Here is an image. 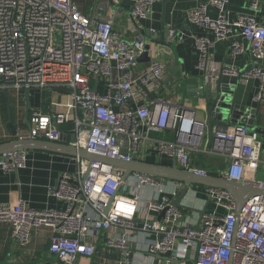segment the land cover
<instances>
[{"label":"built area","instance_id":"1","mask_svg":"<svg viewBox=\"0 0 264 264\" xmlns=\"http://www.w3.org/2000/svg\"><path fill=\"white\" fill-rule=\"evenodd\" d=\"M110 1L116 5L131 2L133 21L147 20L152 7L162 2ZM229 4L230 0H208L190 10L188 20L211 31L219 42L234 38L231 55L247 52L251 68L242 72L215 64L210 52L213 43L207 37L196 39L197 68L206 85L224 74L243 81L259 80L255 100L264 103V65L260 64L264 62V24L254 15H240L229 22ZM260 4L256 1L252 9L259 10ZM210 9L217 12L215 18L209 15ZM234 29L239 34H233ZM176 37L170 30L168 42L174 43ZM146 45V41L124 39L114 30L111 16L86 15L76 0H0V90L37 88L68 93L66 101H51L49 114L35 113L30 129L14 140L65 143L71 137L69 145L78 150L146 164H151L148 155L157 151L158 158H173L179 169L198 177L218 176L264 191V178L255 180L248 175L261 164L259 134L245 125L214 126L211 146H203L205 129L195 110L150 100V94L162 89L166 66L151 49L146 68L135 70L137 60L147 53ZM64 125L71 127L68 133L58 131ZM166 131L174 132V139L152 137ZM193 153L224 158L228 166L212 175L192 163ZM73 160L74 170L63 172L58 184L49 188L52 197L66 203L64 209L34 210L23 200L0 204V224L9 226L21 246L31 241L34 230L51 232L53 264H77L81 258L89 261L102 231L110 233L105 251L121 253L119 260L107 264H137L131 245L138 240L144 243L148 258L171 254L179 264H264V196L247 201L237 215L236 202L228 191L207 188L209 201L224 214L205 211L198 230L183 224L182 211L170 206L167 198L140 207L141 189L163 192L162 184L151 176L132 174L121 184L123 170L80 157ZM25 162L24 152L3 154L0 169L15 173ZM165 210L160 220L151 216Z\"/></svg>","mask_w":264,"mask_h":264},{"label":"crops","instance_id":"2","mask_svg":"<svg viewBox=\"0 0 264 264\" xmlns=\"http://www.w3.org/2000/svg\"><path fill=\"white\" fill-rule=\"evenodd\" d=\"M81 10L88 16L98 17L100 19L111 16L114 22V30L126 40H134L140 36V30H148L152 35H158L157 41H161L162 34L165 35L166 46L156 44L154 46L155 57L165 66L164 82L158 94H150V100H160L162 102H175L189 110L196 111L197 120L206 122V115L201 110V104L197 102L196 95H199L204 86L203 74L197 68L199 62V52L196 46L198 37H207L212 43L211 57L218 66L235 68L245 72L251 68V58L249 54L243 53L235 56L231 55L230 46L234 38L225 41H217L216 36L209 30L192 24L187 17V13L208 0H167L165 4L156 3L152 7L151 14L147 20H132L131 10L133 5L129 1H124L119 5L110 0H76ZM256 1H260L259 10L252 9ZM102 8V10H101ZM209 15L215 18L218 14L210 9ZM240 15H254L261 24H264V3L262 0H230L227 7L226 18L233 23ZM135 23L138 25L136 27ZM174 30L179 40L175 43H169L168 34ZM233 34H239L238 30ZM248 49V46H246ZM264 65V62H260ZM147 63L138 64L136 71L146 68ZM222 76V83L232 89L231 98H234L236 104L241 110L246 108L257 109V116L252 129L256 131L263 143L261 164L256 170H250L249 178L262 180L264 178V103H258L255 97L260 89L261 83L255 78L247 81L240 80L230 75H219L214 85L216 86ZM5 91L0 90L1 96H4L6 108L8 106ZM11 108L14 109L15 124L17 134L29 130L32 123L31 119L35 113L47 115L50 113L51 101H66L65 94L59 92L43 91L37 88L29 90V124L26 123L25 113L27 109L26 90L7 91ZM201 105V106H198ZM8 124V122H7ZM237 126V125H235ZM227 126L226 128H234ZM217 127V126H215ZM225 128V127H224ZM152 137L157 139L172 140L175 133L166 131L165 133H153ZM13 139L12 129L8 125L3 126L0 119V141H11ZM5 142V143H6ZM209 135L205 129L203 146H209ZM25 167L18 172L9 173L0 169V204L15 205L19 200H23L25 205L34 210H62L66 203L52 197L49 194V188L57 185L61 174L65 171H72L75 168V161L71 157L53 154L44 151H25ZM158 156L155 153L148 155V162L154 163ZM192 163L195 166H205L215 170V175L227 168L228 163L224 158H209L202 153H193L191 155ZM160 164L172 166L174 159L161 156ZM210 161V162H209ZM182 185L176 182H168L161 186L163 192L154 188L147 187L139 191L140 207L147 208L148 202L153 199L158 201L167 198L171 201L178 194ZM188 196L183 201L184 209L183 224H189L197 227L202 218L201 212L207 213L214 210L218 214H224L223 210L216 209L214 204L209 201L207 187L191 186ZM151 216L161 219L162 214L151 213ZM110 233L102 231L96 244L95 255L88 260L81 258L77 264H107L108 261L119 260L121 253L117 250L112 252L105 251V242ZM51 232L47 229H38L32 232L31 241L26 246H21L10 233L9 226L0 224V264H53L54 258L49 253ZM154 239V237L152 238ZM144 243L140 240L134 241L131 245L133 256L137 264H179L171 254L156 255L148 258L149 255L143 251ZM191 264V263H188Z\"/></svg>","mask_w":264,"mask_h":264},{"label":"water","instance_id":"3","mask_svg":"<svg viewBox=\"0 0 264 264\" xmlns=\"http://www.w3.org/2000/svg\"><path fill=\"white\" fill-rule=\"evenodd\" d=\"M167 0H162L165 4ZM133 8L131 10L132 17ZM136 27L138 25L135 23ZM158 35H152L148 30L141 29L140 36L136 38L139 41H146V50L143 56L138 60V64L149 63V51L156 46V44L166 46L165 35L162 34L161 41H157ZM179 40V36L176 37L175 43ZM232 89L229 86L222 83V76L218 84L206 85L201 88L199 95H196L197 102L202 105L201 109L206 115V122H203L204 129H207L209 135V147L211 146L213 139V127H229L235 125H245L252 128L257 116V109L246 108L241 110V107L236 104L234 98H231ZM62 94H68L65 91H58ZM7 98L8 106V127L12 129L13 140L0 144V156L7 153L25 152V151H44L53 154H59L71 158L80 157L89 161L90 163H100L108 165L124 171V177L121 180V184L132 174H142L151 176L153 179L163 185H167L168 182H176L182 185V188L178 191V194L173 198L170 206L184 209L183 201L188 196L191 186H202L207 188H217L228 191L236 202V214L238 215L243 205L255 196H264V191L258 190L253 185L244 184L241 182H228L221 179L218 176H208L201 178L191 172L181 170L177 167L176 163L172 166H164L160 164L159 158L154 163L146 164L141 162H125L113 158L104 157L101 155L91 154L86 150H78L69 145L72 140L71 137L66 138L65 143H54L44 140H30L20 142L14 140L17 135V128L12 122L11 117V105L8 99L7 91L4 92ZM26 104L27 109L25 113L26 123L29 124V91L26 90ZM201 106V105H198ZM58 131H61V127H57ZM158 155L157 151H154ZM206 210L202 211L204 214ZM166 210L162 213L161 218L164 216ZM199 230V225L197 226Z\"/></svg>","mask_w":264,"mask_h":264},{"label":"trees","instance_id":"4","mask_svg":"<svg viewBox=\"0 0 264 264\" xmlns=\"http://www.w3.org/2000/svg\"><path fill=\"white\" fill-rule=\"evenodd\" d=\"M1 99H2V103L0 104V119H1L2 125L6 126L7 122H8V111L6 108V104L4 102V96L3 95L1 96ZM11 117H12V122L14 123L15 122V115H14V109L13 108H11ZM61 128H62V131L66 132V133H68L71 129V127L69 125H64ZM6 141H0V144L5 143ZM200 168H203V169L209 171L212 175H215V170L209 169L208 167H205V166H201Z\"/></svg>","mask_w":264,"mask_h":264},{"label":"rangeland","instance_id":"5","mask_svg":"<svg viewBox=\"0 0 264 264\" xmlns=\"http://www.w3.org/2000/svg\"><path fill=\"white\" fill-rule=\"evenodd\" d=\"M130 189V188H129ZM121 193H123L122 191H121ZM129 193V192H128Z\"/></svg>","mask_w":264,"mask_h":264}]
</instances>
